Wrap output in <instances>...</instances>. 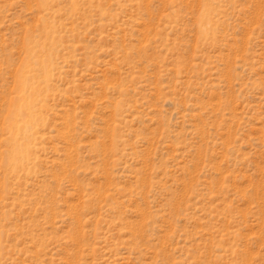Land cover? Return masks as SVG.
Here are the masks:
<instances>
[{
	"label": "rangeland",
	"instance_id": "obj_1",
	"mask_svg": "<svg viewBox=\"0 0 264 264\" xmlns=\"http://www.w3.org/2000/svg\"><path fill=\"white\" fill-rule=\"evenodd\" d=\"M0 264H264V0H0Z\"/></svg>",
	"mask_w": 264,
	"mask_h": 264
},
{
	"label": "bare ground",
	"instance_id": "obj_2",
	"mask_svg": "<svg viewBox=\"0 0 264 264\" xmlns=\"http://www.w3.org/2000/svg\"><path fill=\"white\" fill-rule=\"evenodd\" d=\"M21 98V97H20ZM21 101V100H20ZM15 132V131H14Z\"/></svg>",
	"mask_w": 264,
	"mask_h": 264
}]
</instances>
